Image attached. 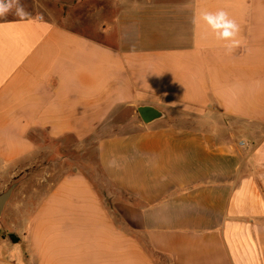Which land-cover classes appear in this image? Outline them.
I'll list each match as a JSON object with an SVG mask.
<instances>
[{"label": "crops", "instance_id": "obj_1", "mask_svg": "<svg viewBox=\"0 0 264 264\" xmlns=\"http://www.w3.org/2000/svg\"><path fill=\"white\" fill-rule=\"evenodd\" d=\"M27 1L0 16V264H264V0Z\"/></svg>", "mask_w": 264, "mask_h": 264}, {"label": "clouds", "instance_id": "obj_2", "mask_svg": "<svg viewBox=\"0 0 264 264\" xmlns=\"http://www.w3.org/2000/svg\"><path fill=\"white\" fill-rule=\"evenodd\" d=\"M14 2L18 4L19 0H0V16L6 15L11 11ZM16 15L23 19L27 16V13L23 7H17ZM199 19L206 22L213 32L219 35H223L226 29L227 36L225 38L230 41V43L226 45V48L229 52L240 45V41L237 39L240 33V26L234 19L230 18L228 13L223 9L216 12L202 11L199 15ZM217 25H221V27L218 28Z\"/></svg>", "mask_w": 264, "mask_h": 264}, {"label": "water", "instance_id": "obj_3", "mask_svg": "<svg viewBox=\"0 0 264 264\" xmlns=\"http://www.w3.org/2000/svg\"><path fill=\"white\" fill-rule=\"evenodd\" d=\"M139 114L142 118V120L146 124H151L156 120H160L164 118V115L159 112L158 110L152 108V107H141L139 108ZM15 189V185L12 186L10 189H8L5 193L0 195V217L8 204V202L11 200L13 192Z\"/></svg>", "mask_w": 264, "mask_h": 264}, {"label": "rangeland", "instance_id": "obj_4", "mask_svg": "<svg viewBox=\"0 0 264 264\" xmlns=\"http://www.w3.org/2000/svg\"><path fill=\"white\" fill-rule=\"evenodd\" d=\"M17 7H23L24 8V10H25V12L27 13L31 8H32V5H31V3L30 2H28L27 0H19V3L18 4H16L15 2H14V4H13V10L11 11V12H9V13H11V14H9V16L11 15V17H20V16H18V15H16V8ZM63 158V155H60V156H58V157H56L55 158V160H57V162L59 161V163L57 164V163H55L54 161H52L51 163H48V164H45V165H48V166H50V168H54V171L56 170V168H58V167H60V172H59V175H63V173H65L64 171L65 170H68V166L67 165H69V164H67V163H64L61 159ZM94 158H95V156H94ZM95 175V174H94ZM96 176V175H95ZM95 179V182H96V184L98 185L99 184V182H98V180L99 179H97V177L96 178H94ZM54 181H57L56 180V177L53 179ZM40 180H35V182L34 183H38ZM103 190V189H102ZM104 192V191H103ZM1 229H0V239H3V237H4V234H5V229L6 228H2V227H0Z\"/></svg>", "mask_w": 264, "mask_h": 264}, {"label": "snow or ice", "instance_id": "obj_5", "mask_svg": "<svg viewBox=\"0 0 264 264\" xmlns=\"http://www.w3.org/2000/svg\"><path fill=\"white\" fill-rule=\"evenodd\" d=\"M227 34V33H226Z\"/></svg>", "mask_w": 264, "mask_h": 264}]
</instances>
